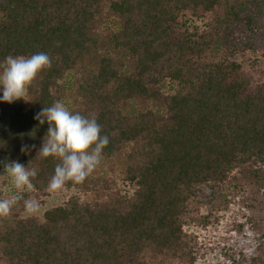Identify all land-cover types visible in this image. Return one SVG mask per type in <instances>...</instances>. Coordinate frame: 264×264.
<instances>
[{"label": "trees", "instance_id": "obj_1", "mask_svg": "<svg viewBox=\"0 0 264 264\" xmlns=\"http://www.w3.org/2000/svg\"><path fill=\"white\" fill-rule=\"evenodd\" d=\"M40 52L51 67L0 99V162L37 172L0 217V264H264V0H0V64ZM56 101L109 144L25 216L52 194L35 116Z\"/></svg>", "mask_w": 264, "mask_h": 264}, {"label": "clouds", "instance_id": "obj_2", "mask_svg": "<svg viewBox=\"0 0 264 264\" xmlns=\"http://www.w3.org/2000/svg\"><path fill=\"white\" fill-rule=\"evenodd\" d=\"M48 67H51V60L43 52L30 57L8 56L4 63L0 64V87L3 90L0 99L12 103L24 98L27 87L37 74ZM35 119L41 125L45 122L49 125L37 156L55 157L60 161L48 183L47 191L56 193L62 190L67 182L83 183L99 166L102 151L109 144V138L100 135L101 126L97 119L94 116L88 118L79 113L73 114L62 101L44 107L36 114ZM21 151H27V147L22 146ZM0 163H4V173L8 174L11 187L16 190L15 195L0 198V217H6L22 198L21 193L33 191L31 178L35 177L37 172L16 161ZM9 190L4 189L5 192ZM40 207L39 201L35 199L24 200V209L29 216L39 213Z\"/></svg>", "mask_w": 264, "mask_h": 264}, {"label": "rangeland", "instance_id": "obj_3", "mask_svg": "<svg viewBox=\"0 0 264 264\" xmlns=\"http://www.w3.org/2000/svg\"><path fill=\"white\" fill-rule=\"evenodd\" d=\"M59 82L62 85H65V82H67V81L65 79H61ZM2 95H3V90H2V87H0V97H2ZM22 99L23 98L15 100L13 102L19 103ZM1 162H11L10 155H7V154L3 155L2 159H1ZM105 167H106L105 169H102V171L100 170L99 172L103 176L105 175V173H108V174H106V176L109 177L110 176L109 168L107 166H105ZM4 172H5L4 163H0V188H1V186L5 185V184L8 185V180L5 177L8 174L4 173ZM118 187H120L121 190H123V191H131L129 186H124V183L121 180H119V179H118ZM67 196H68L67 192H57V193H52V194L46 195L45 198L42 201H39L41 207H40L39 213H37V214L42 213V211L44 209H46V208H48L50 206L57 205V204H62L67 199ZM24 215L28 216V214L26 212H24Z\"/></svg>", "mask_w": 264, "mask_h": 264}]
</instances>
